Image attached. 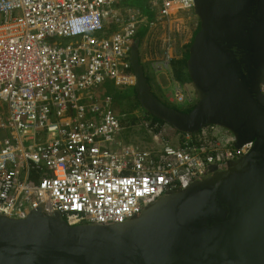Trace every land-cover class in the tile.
<instances>
[{"label": "built area", "instance_id": "2783aa9c", "mask_svg": "<svg viewBox=\"0 0 264 264\" xmlns=\"http://www.w3.org/2000/svg\"><path fill=\"white\" fill-rule=\"evenodd\" d=\"M128 1L0 0L1 215L24 219L44 210L71 226L124 225L167 193L187 189L252 149L253 143L236 147L234 135L219 126L164 144L151 119L145 124L156 146L126 140L114 98L101 90L108 81L136 84L130 57L148 17L119 18L114 8ZM148 4L168 29L152 71L169 73L175 14L192 12L195 3ZM112 21L119 30L107 36ZM172 97L191 102L180 89Z\"/></svg>", "mask_w": 264, "mask_h": 264}, {"label": "water", "instance_id": "95a60500", "mask_svg": "<svg viewBox=\"0 0 264 264\" xmlns=\"http://www.w3.org/2000/svg\"><path fill=\"white\" fill-rule=\"evenodd\" d=\"M200 23L186 113L161 101L132 51L142 109L174 130L230 131L244 157L167 193L124 225L71 226L59 213L0 214V264H264V0H194Z\"/></svg>", "mask_w": 264, "mask_h": 264}, {"label": "rangeland", "instance_id": "374dc122", "mask_svg": "<svg viewBox=\"0 0 264 264\" xmlns=\"http://www.w3.org/2000/svg\"><path fill=\"white\" fill-rule=\"evenodd\" d=\"M135 4H138V7L144 8L147 6L148 0H131V1L122 3L121 7L122 8L131 7ZM147 8L149 10V7ZM122 11H125V10H122ZM122 11H119V12H122ZM175 13L176 11H171V14H175ZM129 15H130V11L126 10V12L122 16L128 17ZM175 15H176L175 19L178 22L177 23L178 27L175 29L173 28L175 31L172 30V33L170 34L174 38V41H173L174 57H176L179 51V48H181L184 45H188L190 43L193 37V34H194V28L196 29L197 22H198V19L195 18V16L191 12L189 13V12L181 11ZM149 21L150 20L147 19V20H144L143 23L148 26ZM151 21H152L151 25L149 24L150 29L148 30V32H150L149 33L150 39L148 43L146 41L143 44V50H142V56H143L142 64L144 65L146 70L149 72H150V69L152 68L150 61L153 60V56L160 55L157 53L159 52V49H162L161 40L164 38V36L166 37L167 35L166 32L168 31L167 27L165 25L162 26V23L158 22L156 19L152 18ZM194 21H196L195 24L193 23ZM70 42H71L70 40H67L66 43H70ZM158 44H160V46H158ZM149 76L151 78V83L153 82V80L156 83H159L158 84L159 86H157V84L153 82L154 86L158 87L155 89L152 88L154 94H156V96L161 101H163L164 103H167L169 106L173 105V107L175 106V108H177L178 110L185 111L187 109L189 110L196 104L198 100V95L196 91L194 90V87L192 86L191 82L183 87L175 83V80L172 74V69L169 73L154 74L155 77H153V79H152L151 74ZM160 86L163 87L164 89L161 88ZM104 89L114 98V101H113L114 108L113 109L115 113L120 115L121 118H123V120H125L126 122L128 120L130 121L131 119L137 120L135 125H129L133 129V131L126 128V132H127L125 134L126 137H128V134L137 135V136H142V135L146 136V134H149V136H151L152 134L154 135V131H151L150 133L149 132L150 129L147 127L146 124H144L142 120V115L140 114L145 115L147 113H144V110L140 109L142 107L138 99L136 98L134 88L126 89L122 87H117L114 84V82L108 81L106 85L104 86ZM175 89L182 90L188 96L189 101L191 102L187 103L186 106L184 105L182 106L181 104L176 103V101L172 97ZM2 106L3 105L0 103V116L5 115V113H3ZM128 138H126V140H128ZM144 139L145 138L140 139V140H144ZM146 140L149 141V138Z\"/></svg>", "mask_w": 264, "mask_h": 264}, {"label": "crops", "instance_id": "0c3cea01", "mask_svg": "<svg viewBox=\"0 0 264 264\" xmlns=\"http://www.w3.org/2000/svg\"><path fill=\"white\" fill-rule=\"evenodd\" d=\"M147 7H149L148 4L144 8L138 7V4H135V5L131 6V7L122 8L121 7V4H119V5H116V7L114 9H115V14L117 16H119V18H122V15L126 12V10L127 11L129 10L130 13H132L130 15V17L131 16H136V15H142V16L148 17V20H150L149 21V24L151 25V22H152L151 20H152V17H153L154 14H153V12L150 11V8L148 10ZM122 10H125V11H122ZM119 11H122V12H119ZM120 13H122V14H120ZM192 19H193V17H192ZM196 21H194L193 23L195 24ZM149 24H148V26L146 24H144V23H142L140 25V30H139V32H137V35H136V38H135L134 48L136 46H138V35L142 31H146V36L144 37V43L146 41L148 43V41L150 39V37H149V33L150 32H148V30L150 29V25ZM198 27H199V22H197L196 29L194 28V33L196 32V30L198 29ZM118 30L119 29H118V26L115 23V21L109 22V23H107V28L105 30V35L109 36V35H111L112 33L116 32ZM142 66H143V69L145 70V73L148 74V75L151 74L152 75V79H153V77H155V76H154V73L152 72V69L150 70V72L149 71L146 72V68L144 67V65H142ZM153 82H155V81L153 80ZM153 82L150 83L151 84V87L153 89L158 88L157 86H159L158 85L159 83H156L155 82L157 84V86L155 87L154 84H153ZM161 88H163V87H161ZM186 105H184V106H186ZM140 109H142V108H140ZM144 113H146V112L144 111ZM140 115H142V120H143L144 124H145V122H148V120H146V118H145V116H148V114H145V115L144 114H140ZM131 130L133 131L132 128H131ZM158 132H160V135H161V139H162V142L161 143H164V144L165 143H168L170 145H177L181 141V133L177 132L176 130H174L173 128H171L170 126H168L166 124L165 125L158 126V131L156 133H158ZM128 137H127L128 138V141H130V142H136V141H138V144L143 145L145 148H152V147H154V146L157 145L155 139L152 137V135L149 136V134H146V136H144V135L137 136V135L128 134ZM143 138H145V139L144 140H140V139H143ZM148 138H149V141L146 140Z\"/></svg>", "mask_w": 264, "mask_h": 264}, {"label": "trees", "instance_id": "16d2710c", "mask_svg": "<svg viewBox=\"0 0 264 264\" xmlns=\"http://www.w3.org/2000/svg\"><path fill=\"white\" fill-rule=\"evenodd\" d=\"M199 30H200V26H199L198 30L193 34V37H192L190 43L188 45H184L181 48H179V51H178L176 57L171 62V69H172V74H173L175 83H177L178 85H180L182 87L186 86L188 83L191 82L190 78H189V75H188L187 62H188V58H189L190 47L193 44V41H194L197 33L199 32ZM145 36H146V31L140 32L139 35H138V46H136L135 48L133 47V50H134L133 55L137 54L139 56V62H140L141 65H143L142 64V59H143L142 50H143V44H144V37ZM134 45H135V43H134ZM158 46H160V44H158ZM161 53H162V49H159V52L157 54H161ZM131 60H132V58L130 59L131 66H132L130 71L132 73H134L133 64H132ZM146 72H147V70H146ZM146 78H147L148 82L151 83V78H150V76L148 74H146ZM134 92H135V90H134ZM136 98H137V96H136ZM165 104L168 105L167 103H165ZM170 107H172L174 109H177V108H175V106L173 107V105L170 106ZM193 108H194V106L192 108H190L189 110L187 109V110H185L183 112L188 113ZM148 116L146 117V120L149 121V119H151L153 121V125L160 126V125H165L166 124L161 119L155 118V117H153V116H151L149 114H148ZM136 121L137 120H134V119H131L130 121L128 120L127 122L124 120L122 124H123V126L135 125ZM156 131H158V130H156Z\"/></svg>", "mask_w": 264, "mask_h": 264}, {"label": "clouds", "instance_id": "9594fccd", "mask_svg": "<svg viewBox=\"0 0 264 264\" xmlns=\"http://www.w3.org/2000/svg\"><path fill=\"white\" fill-rule=\"evenodd\" d=\"M190 13V12H189ZM191 13H193V15L195 16V14H194V9L192 10V12ZM132 13H130V15H131ZM130 15L128 16V17H125V16H122V17H124V19H128L129 17H130ZM142 16V15H141ZM154 17V16H153ZM152 17V18H153ZM195 18H197L196 16H195ZM198 19V18H197ZM198 22H199V20H198ZM199 26H200V23H199ZM199 28V27H198ZM140 30V29H139ZM198 30V29H197ZM196 30V31H197ZM139 32V31H138ZM162 42V41H161ZM134 43H135V41H134ZM133 47H134V45H133ZM132 51H133V48H132ZM131 56H132V52H131ZM156 56H153V59L155 58ZM131 59V58H130ZM150 63L152 64V61H150ZM131 68H132V66H131ZM152 69V68H151ZM153 72V71H152ZM154 73V72H153ZM134 74V73H133ZM155 74V73H154ZM135 76V75H134ZM134 88V87H133ZM126 89H130V88H126ZM102 91V93H104V92H106V93H108L105 89H104V86H103V89L101 90ZM197 103V102H196ZM184 105H186V104H184ZM195 106V105H194ZM120 116V115H119ZM121 117V116H120ZM147 116H145V118H146ZM123 118H121V122L123 123ZM123 125V124H122ZM167 125V124H166ZM125 128H128V129H130L131 130V128H130V126H124ZM125 134H126V129H125V132H124Z\"/></svg>", "mask_w": 264, "mask_h": 264}, {"label": "bare ground", "instance_id": "6f19581e", "mask_svg": "<svg viewBox=\"0 0 264 264\" xmlns=\"http://www.w3.org/2000/svg\"><path fill=\"white\" fill-rule=\"evenodd\" d=\"M142 44V43H141Z\"/></svg>", "mask_w": 264, "mask_h": 264}]
</instances>
